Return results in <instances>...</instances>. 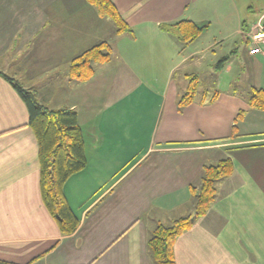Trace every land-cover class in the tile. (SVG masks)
Instances as JSON below:
<instances>
[{"label":"crops","instance_id":"obj_1","mask_svg":"<svg viewBox=\"0 0 264 264\" xmlns=\"http://www.w3.org/2000/svg\"><path fill=\"white\" fill-rule=\"evenodd\" d=\"M207 1L112 0L129 26L118 32L87 0H0V71L48 109L76 112L87 156L64 185L79 220L66 235L43 201L28 108L0 75V264H155L156 229L193 216L205 167L226 159L233 172L176 239V264H264V109L250 105L264 91V39H252L264 20L245 28L235 0H210L209 20ZM180 21L221 27L216 43L232 44L205 46L212 88L198 85L186 106L206 57L160 26ZM103 42L110 60L71 78L74 59Z\"/></svg>","mask_w":264,"mask_h":264},{"label":"trees","instance_id":"obj_2","mask_svg":"<svg viewBox=\"0 0 264 264\" xmlns=\"http://www.w3.org/2000/svg\"><path fill=\"white\" fill-rule=\"evenodd\" d=\"M96 7L103 17L112 19L118 32L129 30L112 0H87ZM183 43L195 41L207 29L192 21H180L160 25ZM111 58L108 43H100L75 58L70 67V76L79 81L88 80L94 72L95 63H103ZM25 102L29 111V125L39 142L41 163V189L45 206L57 220L63 234L73 233L79 220L71 210L65 194L64 185L74 174L87 166L85 139L79 125L78 115L70 109L50 110L42 105L36 96L26 91L14 79L0 71ZM199 81L191 80L189 89L180 101L182 106L193 102ZM253 108L264 109V91L255 90L250 98ZM233 163L230 159L205 167L202 187L196 198L194 215L177 219L171 226L160 225L149 240V248L155 264H176L174 245L176 239L193 225L194 219L207 213L217 198V183L230 176Z\"/></svg>","mask_w":264,"mask_h":264},{"label":"rangeland","instance_id":"obj_3","mask_svg":"<svg viewBox=\"0 0 264 264\" xmlns=\"http://www.w3.org/2000/svg\"><path fill=\"white\" fill-rule=\"evenodd\" d=\"M208 3V8L206 10V16L208 18H210L209 20H214L215 17L214 15H212L211 11L213 10V7L210 6V0L207 1ZM235 3L237 4V8L240 10L241 13V17H242V21L241 23H245L248 22V26L250 27H245V28H249L252 29L254 28L253 26H258L259 23H261V21L264 20V0H235ZM227 10L225 9L226 12ZM221 27H218L216 25H213L212 27H208L207 29H209L208 31L204 32V35L201 36L198 40H196L194 43L192 44L189 43L188 44V49L189 50H201V52H203L202 54L206 57V59L203 61V68L201 69L200 72V80L199 81V90H201L202 88H212V71L210 69V57L212 55V50L209 49H205V46H208V44H213L214 42V49L215 50H219V55L223 54H227V52H229V50L227 47L228 46H232V44H230L231 42H226V44L223 43H216V40L221 38V35L223 34V36H225L226 34H224L223 32H221L220 30ZM242 38H236L235 40H239ZM234 41V39L232 40V42ZM218 42V41H217ZM223 46V48L220 47ZM212 46V45H211ZM210 48V47H209ZM214 75V74H213ZM222 88V87H221ZM243 113L240 112L237 115V122L239 120H241L243 118Z\"/></svg>","mask_w":264,"mask_h":264},{"label":"built area","instance_id":"obj_4","mask_svg":"<svg viewBox=\"0 0 264 264\" xmlns=\"http://www.w3.org/2000/svg\"><path fill=\"white\" fill-rule=\"evenodd\" d=\"M260 34H263V37L258 38V35H260ZM252 39L254 41H258V40L264 39V31H258L256 34H254L252 36ZM251 52L252 53H259V52H262V49L258 46V44H255V45H253Z\"/></svg>","mask_w":264,"mask_h":264},{"label":"bare ground","instance_id":"obj_5","mask_svg":"<svg viewBox=\"0 0 264 264\" xmlns=\"http://www.w3.org/2000/svg\"><path fill=\"white\" fill-rule=\"evenodd\" d=\"M263 37V34L258 35V38Z\"/></svg>","mask_w":264,"mask_h":264}]
</instances>
